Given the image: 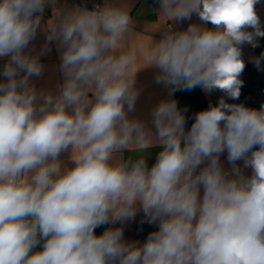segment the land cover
I'll use <instances>...</instances> for the list:
<instances>
[{
	"label": "clouds",
	"instance_id": "obj_1",
	"mask_svg": "<svg viewBox=\"0 0 264 264\" xmlns=\"http://www.w3.org/2000/svg\"><path fill=\"white\" fill-rule=\"evenodd\" d=\"M259 2L158 0L152 33L162 38L132 47L136 24L120 0L91 10L0 0V264H264V104L221 97L190 129L175 100L152 110L151 128L129 116L136 74L148 67L172 91L200 86L238 99L242 46L264 37ZM194 14L201 23L175 29ZM38 30L62 50L55 92L31 82L48 50L26 51ZM153 147L161 150L149 167ZM138 211L158 224L142 244L111 226Z\"/></svg>",
	"mask_w": 264,
	"mask_h": 264
},
{
	"label": "crops",
	"instance_id": "obj_2",
	"mask_svg": "<svg viewBox=\"0 0 264 264\" xmlns=\"http://www.w3.org/2000/svg\"><path fill=\"white\" fill-rule=\"evenodd\" d=\"M105 0H103L102 5ZM134 20L135 31L138 32L130 40L132 47H140L146 44L149 40L150 34L154 40H159L162 38V30L152 33L160 25V21L154 15V9L159 7L158 0H120ZM58 8L62 9H72L74 7L86 8L81 5H76L72 0H57ZM91 10V9H89ZM256 11L260 17L262 27H264V0L256 5ZM52 15L51 7L46 6L42 25L50 18ZM190 23H201L199 18L194 14L190 20H184L182 22H177L175 24L176 30H184L188 27ZM208 27H212L210 24ZM251 31V29H249ZM47 34L43 30H38L35 38L31 41L29 48L26 51H30L32 54H39L41 49L44 48L47 40ZM258 46L252 47L250 44L245 43L242 46V59L244 63H249L253 65L256 70L264 72V60L261 61L259 68L254 63L255 58L261 57L264 54V37H258ZM48 50L40 56V63L44 65L42 74L39 77H32L31 82L35 85L36 89L52 91L55 92L57 87L63 82V75L60 69V56L61 49L58 48V43L56 41L47 42ZM7 58H0V80H3L2 69L3 65L6 63ZM157 69L148 67L140 70L136 74V87L140 91V95L136 101L135 109L133 112L129 113L132 118H138L146 123L148 127H152V110L162 101V100H175V91H172L170 87L163 84H158L155 81V76L157 74ZM199 92L201 93L203 100L206 105V109L209 105H217L221 97L226 100V97L218 90H213L211 93L205 92L200 86H197ZM227 101V100H226ZM177 102V101H176ZM178 106V105H177ZM191 124L186 127L190 129ZM161 149L159 147H153L148 150L147 163L151 167L156 160V155ZM131 153L125 152L124 156L127 158ZM61 160L71 167L69 161V153H63L61 155ZM220 162L225 171L231 172L232 165L228 161V154L225 151L221 157ZM245 175H251V168H245L243 166V160L236 162ZM203 189L201 188V194ZM139 208V205H137ZM112 227H123L124 239L128 242H139L144 243L148 235L158 229V224H150L147 222L142 211H138L135 218L125 222L123 225L117 223L116 225H111ZM109 225H104V230Z\"/></svg>",
	"mask_w": 264,
	"mask_h": 264
},
{
	"label": "built area",
	"instance_id": "obj_3",
	"mask_svg": "<svg viewBox=\"0 0 264 264\" xmlns=\"http://www.w3.org/2000/svg\"><path fill=\"white\" fill-rule=\"evenodd\" d=\"M72 1L74 4L81 5L88 9H93L95 6L102 5L103 3V0ZM221 93L224 95L223 92ZM226 100L228 103L243 104L245 107L259 109L261 105L264 104V72L256 70L251 79L248 82L243 83L240 97L235 100L226 97Z\"/></svg>",
	"mask_w": 264,
	"mask_h": 264
},
{
	"label": "trees",
	"instance_id": "obj_4",
	"mask_svg": "<svg viewBox=\"0 0 264 264\" xmlns=\"http://www.w3.org/2000/svg\"><path fill=\"white\" fill-rule=\"evenodd\" d=\"M255 71L256 70L253 65L245 63V68L240 76V79L243 81V83L248 82L255 74ZM175 97L178 108L184 111L186 127H188L191 122L194 121L196 113L206 110L205 102L198 90V87H195L191 90L177 89L175 90ZM95 231L97 235L102 234L104 231V226L97 228Z\"/></svg>",
	"mask_w": 264,
	"mask_h": 264
}]
</instances>
